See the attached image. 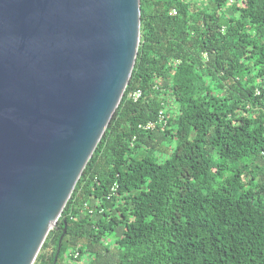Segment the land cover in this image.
I'll list each match as a JSON object with an SVG mask.
<instances>
[{
	"label": "trees",
	"instance_id": "trees-1",
	"mask_svg": "<svg viewBox=\"0 0 264 264\" xmlns=\"http://www.w3.org/2000/svg\"><path fill=\"white\" fill-rule=\"evenodd\" d=\"M141 10L130 82L34 264H264V167L226 176L264 165V0Z\"/></svg>",
	"mask_w": 264,
	"mask_h": 264
},
{
	"label": "water",
	"instance_id": "water-1",
	"mask_svg": "<svg viewBox=\"0 0 264 264\" xmlns=\"http://www.w3.org/2000/svg\"><path fill=\"white\" fill-rule=\"evenodd\" d=\"M141 13L0 0V264H34L57 226L132 77Z\"/></svg>",
	"mask_w": 264,
	"mask_h": 264
},
{
	"label": "rangeland",
	"instance_id": "rangeland-1",
	"mask_svg": "<svg viewBox=\"0 0 264 264\" xmlns=\"http://www.w3.org/2000/svg\"><path fill=\"white\" fill-rule=\"evenodd\" d=\"M177 105V104H176ZM176 105L174 104V102L172 100L169 101V109H176ZM252 160H248V159H240L238 161H231L229 163V171L227 172L226 176H229V175H232V171L234 169H243L244 167L246 168V171H255L254 174H258L257 172H259V170H261L259 167L263 168L264 165H261V166H255L252 162ZM245 175H247L246 172H244ZM251 176L253 174H250ZM259 179V177H258ZM258 180L257 179H254V183H257ZM256 199H260L261 197L264 198V193H261V194H256ZM72 251V250H71ZM72 263H75V264H79L80 262L78 261H75V260H72L71 258L69 259ZM86 260L87 258L83 259V263L81 262V264H85L86 263Z\"/></svg>",
	"mask_w": 264,
	"mask_h": 264
},
{
	"label": "built area",
	"instance_id": "built-area-1",
	"mask_svg": "<svg viewBox=\"0 0 264 264\" xmlns=\"http://www.w3.org/2000/svg\"><path fill=\"white\" fill-rule=\"evenodd\" d=\"M140 96H141L140 90L134 91L130 94V97L134 98V99H138ZM165 113H166V110L160 111L158 120L156 122L152 121V122L148 123L146 126H144V129H147V130L154 129L158 124L166 125L167 124V118H166ZM78 255H79V253L77 252L75 256L77 257Z\"/></svg>",
	"mask_w": 264,
	"mask_h": 264
}]
</instances>
